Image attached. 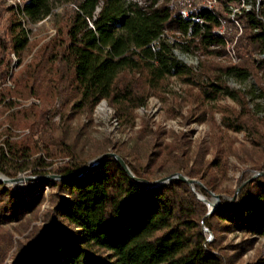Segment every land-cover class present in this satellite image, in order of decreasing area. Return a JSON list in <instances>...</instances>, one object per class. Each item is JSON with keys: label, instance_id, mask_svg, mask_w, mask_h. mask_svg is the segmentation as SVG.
<instances>
[{"label": "trees", "instance_id": "1", "mask_svg": "<svg viewBox=\"0 0 264 264\" xmlns=\"http://www.w3.org/2000/svg\"><path fill=\"white\" fill-rule=\"evenodd\" d=\"M65 1L74 8L66 13L60 38L53 46L57 52L51 61L58 66L54 78L48 80L51 102L59 101L69 108L68 114L61 115L62 122L91 113L106 101L121 123L131 124L133 112L145 107L150 92L160 91L170 78H177L198 88L203 102L228 99L238 107L239 111L222 117L221 125L248 134L257 156L252 168L264 172V115L258 117L249 102L264 101V86L255 84L256 93L250 99L224 81L228 76L240 81H255L259 73L264 76V2L236 14L242 34L234 47L240 62L207 65L208 59L224 58L227 44L234 42V36L218 35L217 31L222 22L231 24L226 13L244 0H217L213 11L194 3L191 14L201 23L182 18L179 5L171 6L169 0ZM53 7L54 0H27L23 11L28 22L36 24L49 17ZM11 27V48L19 54L27 46V31L16 21ZM178 51L198 57L199 72L181 63L175 55ZM253 55L262 59L255 62ZM5 72L0 54V78ZM29 87L39 96L33 83ZM46 124L47 137L32 146L34 153L41 154L33 161L29 160L33 155L29 148L17 150L8 140L1 143L0 174L9 178L22 172L39 177L78 176L90 160L106 153L87 155L78 149L75 139L69 141L67 133L54 137V125L49 121ZM115 149L136 178L152 182L160 179V172L182 173L202 183V194L217 193L211 171L218 164L194 158L189 166L190 160L176 138L162 149L172 163L164 170L153 169L155 152L142 159L123 147ZM59 157L69 162L50 169L52 164L45 158ZM14 160L20 163H12ZM44 183L37 180L33 185L42 187ZM52 185L59 194L54 195L55 201L42 215L40 225L19 245L13 264H233L223 247L209 244L203 235L202 224L214 230L209 222L212 219L225 223L229 232L264 238V177L245 185L234 204L227 210L216 209L208 220H204L205 206L187 184L172 181L157 189H144L114 159L103 161L78 181ZM42 200V195L25 200L22 193L0 183V227L22 222ZM253 243V239H247L235 246L237 258ZM247 264H264V259Z\"/></svg>", "mask_w": 264, "mask_h": 264}, {"label": "rangeland", "instance_id": "2", "mask_svg": "<svg viewBox=\"0 0 264 264\" xmlns=\"http://www.w3.org/2000/svg\"><path fill=\"white\" fill-rule=\"evenodd\" d=\"M263 2L264 0H244L231 8V13H226L225 16L230 19L231 24L223 23L222 32L223 35L234 36V42L227 44L224 58L208 59L207 65H236L240 62L241 59L237 56L234 47L236 39L242 34L236 14L244 7L250 6L249 9L254 6L260 7ZM169 5L177 7L179 4L177 0H169ZM73 8V4L65 0H54V7L49 17L36 24L25 25L28 43L26 48L17 54L11 48V25L12 22H18V20L7 4L0 0V54L6 65V72L0 78V145L8 140L16 145L17 150L24 147L29 148L33 154L29 160L33 161L41 154L34 153L32 146L36 142L40 145L42 139L47 137L49 131L46 122L49 121L54 125V130L51 132L54 137L59 135L63 137L67 133L69 141L75 139L78 149L81 148L87 155L98 152L114 153L115 148L120 147H123L127 153L137 154L142 159L147 153L155 152L153 169L164 170L172 163L162 149L166 144L173 143L176 138L190 160L189 166L192 165L194 158L206 163L216 162L218 164V167L211 171L217 188V193H212L219 197L222 207L230 204L236 190L247 185L248 183H244L259 171L253 169L251 165L253 161H256L257 156L248 134L232 132L221 125L222 117L226 113L239 111L238 107L228 99H220L213 103L203 102L200 100L198 88L190 87L180 79L170 78L166 87L156 93L150 92L145 107L133 112L134 119L131 124L121 123L106 101H101L91 113L78 114L72 116L68 122H62L61 115L68 114L69 108L62 107L59 101L51 102V83L48 80L54 78L53 73L58 66V62L51 61L52 56L57 52L53 46L60 38V30L66 13ZM175 53L181 63L199 72L200 59L198 57L179 51ZM181 57L185 59H179ZM245 58L249 57L245 56ZM252 59L258 62L262 58L253 55ZM204 62L206 65V59ZM224 81L230 88L246 93L250 99L256 93L254 92L255 84L264 86V76L261 73L255 81L253 78L240 81L233 76L224 77ZM32 83L39 96L32 94L29 87ZM249 102L255 114L262 117L264 101L254 99ZM40 112L41 117H43L42 112L46 113L42 119L38 117ZM149 141H151V146H149ZM45 161L51 163L50 169L54 170L69 162V159L45 158ZM17 162L20 163L18 160L12 163ZM50 175L57 174H46L42 177ZM159 176L161 179L169 175H162L160 172ZM28 177L39 176H31L30 172H22L10 179ZM36 181L6 185L7 188L22 193L25 200L31 201L37 195H42L43 200L35 212L26 216L22 222L1 225L0 264H13L19 245L24 243L34 227L40 225L42 215L51 208V202L55 201L54 195L59 194L52 184L61 180L43 181L45 183L42 187L34 186ZM202 189L204 186L203 188L194 186L196 194L213 204V198L209 195L211 191L205 195L202 194ZM30 190H32L31 193H29ZM240 191L231 205L236 202ZM201 203L208 213V206ZM215 210L207 217L206 214L204 220H208ZM209 222L214 228L213 231L204 224L201 225L205 239L209 244L218 243L223 247L227 256L231 257L233 264H247L259 258L264 259V238L251 237L237 231L229 232L225 230V223L217 219L209 220ZM247 239L254 240L253 246L238 259V253L234 247Z\"/></svg>", "mask_w": 264, "mask_h": 264}, {"label": "water", "instance_id": "3", "mask_svg": "<svg viewBox=\"0 0 264 264\" xmlns=\"http://www.w3.org/2000/svg\"><path fill=\"white\" fill-rule=\"evenodd\" d=\"M175 55L177 56V53H175ZM179 59H183L184 60L185 58L181 57ZM107 159L116 160L118 162V164L122 167V169L126 172V174L132 180H134L140 187H142L144 189H157V188H160L162 186L168 185L172 181H180V182H183V183L187 184L192 189L193 192H194V186L195 185L203 188V186H202V184L200 182H198L196 180L189 179V178L183 176L180 173L169 175V176H166L164 178H161L159 180H155V181H152V182L144 180V179L136 178L132 174V172L130 171L129 167L122 160V158H120L119 156H117L114 153H105V154L93 159L92 161H90L88 163V165L83 170V172L81 174H79L78 176L50 175V176H46V177H34V178L33 177H28V178H25V179H19V178L10 179V178H7V177L3 176L2 174H0V183H2L4 185H12V184H17V183H20V182H23V181L32 182V181H35V180H42V181H46V180L78 181V180L82 179L83 177L87 176L95 167H97L100 163H102L103 161H105ZM260 177H264V172H255L254 175L249 180H247L244 184H247V183H249V182H251V181H253V180L257 179V178H260ZM240 189L241 188L236 190L233 198L231 199L230 204H228L227 206H224V207H222L220 205L219 197L216 196L215 194H213L212 192H209V195L213 198V202H214L211 205H209L202 196L196 194L195 192L194 193H195L196 198L199 201L203 202L204 204H206L208 206L209 211H208V213L206 215V217H207L216 208H220L222 210H225V209L229 208L231 203L235 201L236 195L240 191Z\"/></svg>", "mask_w": 264, "mask_h": 264}, {"label": "built area", "instance_id": "4", "mask_svg": "<svg viewBox=\"0 0 264 264\" xmlns=\"http://www.w3.org/2000/svg\"><path fill=\"white\" fill-rule=\"evenodd\" d=\"M7 6L11 9V11L16 16L18 22L21 27L26 31L25 25L30 24L28 19L23 11V7L27 0H3ZM179 4V14L184 19H191L192 21H199L194 15L191 14L194 3H198L201 7L205 8L208 11H213L216 9L217 0H177ZM250 6L244 7L245 10H250ZM223 22L221 23L217 34L223 35L222 32Z\"/></svg>", "mask_w": 264, "mask_h": 264}, {"label": "bare ground", "instance_id": "5", "mask_svg": "<svg viewBox=\"0 0 264 264\" xmlns=\"http://www.w3.org/2000/svg\"><path fill=\"white\" fill-rule=\"evenodd\" d=\"M209 205H211V203H209L208 201H206Z\"/></svg>", "mask_w": 264, "mask_h": 264}]
</instances>
